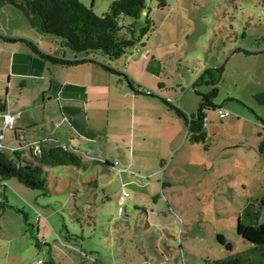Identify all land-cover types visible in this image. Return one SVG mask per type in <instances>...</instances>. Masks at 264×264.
<instances>
[{
    "label": "rangeland",
    "instance_id": "374dc122",
    "mask_svg": "<svg viewBox=\"0 0 264 264\" xmlns=\"http://www.w3.org/2000/svg\"><path fill=\"white\" fill-rule=\"evenodd\" d=\"M92 1L84 0L88 6ZM162 2L166 6H160ZM110 4V0H97V7L93 9L102 14ZM146 4L151 9L156 29L147 46L130 49L118 60L127 65L132 57L151 49L147 56L152 67L159 66L165 97L188 114H197L200 107L201 96L196 91L207 93L212 89L207 82L210 72H205L198 85L193 86L203 72L210 69L217 80L218 95L214 99L216 108L207 110V142L191 141L183 118L172 111L179 125L174 119L166 120L165 130L155 133V140L149 138L144 143L145 158L126 167L124 174L100 162H90L91 172L82 168L77 172L64 165L46 167L51 194L26 186L15 177L4 181L0 177V201L6 203L5 209L0 211V264H31V252L48 251V245H36V239L31 237L33 231L34 237L37 236L35 209L46 216L65 200V196L56 193L57 182H89L92 172L99 187L79 185L84 200H79L78 205L89 209L83 201L95 193L100 200L93 207L96 216L85 222L77 220L67 209L59 211L53 220L63 243L85 244L84 250L90 258L97 256L91 253V247L99 246L105 251L111 231L118 233L117 240H120L119 254L114 256L119 264H202L205 258H226L251 248L252 244L239 235L237 223L240 213L253 199L259 201L260 221H264V205L261 204L264 201V152L261 150L264 103L260 100L264 99V0H147ZM148 8L139 18L138 28L144 24ZM0 33L30 39L33 38L29 34L33 33L40 39L43 37L41 46L47 50L55 47L51 40L57 39L38 32L23 12L11 4L0 7ZM0 41L5 40L0 38ZM1 64L0 99L7 100L10 108L31 99L35 104L31 112L42 123V99L40 101L34 92L32 81L27 88L21 81L8 85V79L1 74L5 72ZM142 67L135 70L136 74L146 79L144 83L150 89L155 88ZM9 86L10 91L6 93ZM220 106L227 110L229 117H219ZM14 112L10 110L16 115ZM50 114L49 111L47 122L60 126L61 122L53 121ZM1 131L5 132L4 126ZM160 150H165L163 165L162 158L154 159ZM112 162L115 168H120V157H113ZM154 167H157L156 173L151 171ZM131 179L140 185L149 181L151 185L142 189L144 193L137 199L134 187L126 183L130 197L126 196L121 205L122 184ZM75 213L78 214L77 209ZM26 230L28 236L23 235L27 234ZM66 230L74 235L70 241ZM82 234H87V239L77 241L75 236L81 238ZM220 235L227 245L232 244V250L219 241ZM57 238L61 250L72 251Z\"/></svg>",
    "mask_w": 264,
    "mask_h": 264
},
{
    "label": "crops",
    "instance_id": "0c3cea01",
    "mask_svg": "<svg viewBox=\"0 0 264 264\" xmlns=\"http://www.w3.org/2000/svg\"><path fill=\"white\" fill-rule=\"evenodd\" d=\"M81 1L87 5L84 0ZM110 1L112 2L114 0ZM92 6L93 8L97 7V0L92 1ZM103 13L105 12H102V14ZM29 35H31L34 41H38V45L43 51L52 54L57 51L59 38L55 41L51 40L55 47L52 48V46H50L47 50L41 46V43L44 41V39H42L43 37L40 39V37L38 38L33 33ZM150 50L151 49H146L140 52V56L139 54H137L136 57H132L131 55V62H128L127 65H125L124 61L120 62L119 60L113 63L120 71H124V68L127 70L126 72H129L130 76L134 78L135 84L131 87L128 82L123 79L122 75L106 71L96 63H83L70 66L50 63L33 53L32 50L23 43H14L6 40L4 42L0 41V62L5 69V72L1 74L8 79V85L10 86L13 82L19 83L21 81L24 87L27 88L30 81H32L35 87L34 92L39 100L40 98L42 99L44 112V120L41 123L39 122L38 116L31 112V109L35 107L31 99L28 102L26 101V104L19 105L18 103V105H15L16 108L14 106L10 108L7 100L0 99L4 107L3 110L0 109L1 127L4 126V113H8L12 110L15 111L14 113L17 115L15 127L12 131L10 129L4 130L5 136L3 141H6L7 144H13L16 130H23L28 141L46 140L47 142L45 145H52L55 143L56 139H58L68 144L70 149L80 153L83 158H86V160L83 159L84 164L82 166H70L73 170L79 172L82 168L84 171L91 172V164L93 162H100L109 169L117 170L120 174H124V169L126 167L134 166L137 164L138 160L144 157L143 153H145L144 149L146 145L144 143L147 142L149 138L155 140V133L165 130L166 120L174 119V114L172 112L174 110L162 100V98L168 99L165 97L166 88L161 80L159 66L152 67L150 65V58L147 56ZM65 54L66 58L69 59L75 57L70 51H66ZM141 65H143L141 70L145 75L151 77L149 80H153L154 84L151 85L155 88L150 89L144 83L146 79L136 74L135 70L140 68ZM10 86L7 88L6 93H9ZM154 89H157V91ZM148 91H151V93H148ZM22 94L21 92V95ZM39 105L40 104H37V106ZM219 108L224 107L220 106ZM49 111L53 121L59 120L61 122L60 126L54 127L47 122ZM174 120L175 124L179 125L177 120ZM126 147L128 150H125ZM164 152L165 150H160L159 153L154 156V159L158 160L164 157ZM116 153H118V155H116ZM117 156L120 157L121 160V164H118V166H120L119 169L115 168L116 164L112 162L113 157ZM161 160V164L163 165V158ZM125 161L127 164H125ZM145 166L146 165H144V168ZM151 169L153 173L158 171L157 167ZM92 174L89 176L91 178L89 182L84 181L77 183L66 180L57 182L59 187L57 191H55L57 194L61 195V197L65 196V200L62 199L60 202L62 203L60 204L61 206L51 210L46 216L35 209L37 214L36 221L38 223L37 236L34 237L33 231L30 232L31 237L36 239V245L38 242H41L38 243L40 246L46 247L48 245L50 248L48 251L44 250L43 254L31 252L33 256L32 262L38 259H46L47 262L44 264H119V259H115L114 257L116 254H119L120 240H117L116 236L118 233L114 231L110 232L109 237L111 239L109 240L110 242L107 243L105 251L99 249V246L98 248L91 247V253L94 252L97 256H95V258H90L87 256L89 253L84 250L85 244L81 243L79 246L73 243H71V245H65L63 243V237L59 236L58 233L60 232L53 222V220H56V216L60 214L59 211L67 209L70 211L68 213L75 214L77 220L83 219L85 222L87 221L86 219L91 220L96 216L93 207H96L100 200L95 196V193L92 195L87 194L89 195V197H87L88 200L83 201L84 206L89 207V209L81 208L78 205L79 200H84L83 196L80 194L79 185L86 186L87 184L99 187L97 179H95ZM126 183L134 187L137 199H140L141 195L144 193L142 189H146L151 185L149 181L144 184L141 183L140 185L135 179H131L128 182H123V189H126ZM50 189L49 187V192L47 191L45 193L51 194L52 191ZM106 192L105 190L104 193ZM148 193L149 192L146 190V194ZM93 199L96 202H90ZM71 202H73L72 205L74 207L69 206ZM101 202L104 203V200ZM76 209L78 214L75 213ZM34 227L35 226L32 225L33 230ZM25 232L27 234L23 235L28 236V231L26 230ZM66 232L68 235L67 239H69V241L72 240L73 238H71V236L73 237L74 235L70 230H66ZM86 235L87 234H82L81 238L79 236L75 237H77V241L78 239H83L82 241H85L87 239ZM56 236L59 237L57 239L60 240L64 246L71 249L73 253H71L72 251L66 252L61 250L62 248L57 245ZM91 236H88V238H91Z\"/></svg>",
    "mask_w": 264,
    "mask_h": 264
},
{
    "label": "trees",
    "instance_id": "16d2710c",
    "mask_svg": "<svg viewBox=\"0 0 264 264\" xmlns=\"http://www.w3.org/2000/svg\"><path fill=\"white\" fill-rule=\"evenodd\" d=\"M146 2L147 0H114L105 13L97 14L92 5L88 6L81 0H0V7L11 4L20 9L31 26L40 33L59 38V46L52 54L43 51L38 43L27 37L0 33V38L9 42L23 43L33 53L50 63L65 66L96 63L106 71L122 75L123 79L133 87L134 80L125 71L116 68L113 63L126 56L130 49L147 46V41L156 27L151 9ZM160 6L166 4L162 2ZM147 8L144 24L138 28V20ZM66 51L72 52L75 57L66 58ZM262 52L264 53V49ZM205 72L211 74L207 82L212 85V89L207 93L196 91L197 95L201 96L197 114H188L173 101L162 98L166 105L183 117L187 128L186 135L194 143L207 142L209 135L207 110L216 108L214 99L218 95L217 80L214 79L210 69H206L193 86L198 85ZM262 95L264 98V94ZM260 100L264 103V99L260 98ZM0 109H4L1 101ZM15 132L13 144L21 147L22 144L16 140L19 134L24 132L23 130ZM63 143L58 139L52 145L44 143L40 153H36L32 148L31 157H27L25 150L21 148L2 149L0 151L1 180L15 177L26 186L47 192L46 167L56 165L80 167L84 164L82 155L69 147L64 148ZM261 150L264 152V142ZM261 204L264 205V201ZM5 207L6 203L0 201V211ZM260 218L259 201L250 200L240 213L237 231L244 240L252 244L251 248L244 253L238 252L226 258H205L202 264H264V221L261 222ZM218 239L226 244L224 236L220 235ZM227 248L232 250V244H228Z\"/></svg>",
    "mask_w": 264,
    "mask_h": 264
},
{
    "label": "built area",
    "instance_id": "2783aa9c",
    "mask_svg": "<svg viewBox=\"0 0 264 264\" xmlns=\"http://www.w3.org/2000/svg\"><path fill=\"white\" fill-rule=\"evenodd\" d=\"M218 114L220 117H226L229 115V113L227 112V110H225L224 108H219L218 109ZM17 115L12 114L10 112L8 113H4V118H3V122H4V130L6 129H13L15 127V119H16ZM68 120V119H65ZM5 134L3 132H0V151L2 149H9V150H15L18 148L24 149L25 150V154L27 157H31V149L33 148L35 150L36 153H40L41 151V146L46 143V140H41V141H28L26 135H24L23 133L19 134L18 138H17V142L22 144L21 147L16 146V145H12V144H7L3 141ZM62 146L64 148H68V144L63 143ZM126 196H129V193L127 192L126 189H123V193L121 195L120 201L119 203L122 205L124 203V200L126 198ZM46 262V259H38L34 262H32L31 264H44Z\"/></svg>",
    "mask_w": 264,
    "mask_h": 264
}]
</instances>
